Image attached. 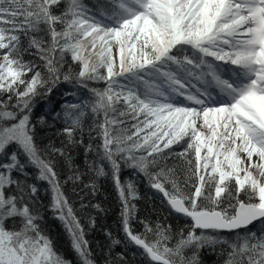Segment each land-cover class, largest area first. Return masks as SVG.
Returning a JSON list of instances; mask_svg holds the SVG:
<instances>
[{
  "label": "snow or ice",
  "instance_id": "snow-or-ice-1",
  "mask_svg": "<svg viewBox=\"0 0 264 264\" xmlns=\"http://www.w3.org/2000/svg\"><path fill=\"white\" fill-rule=\"evenodd\" d=\"M61 81L92 93L56 114L61 134L83 144L91 118L88 168L110 167L122 230L150 264H200L202 249L223 245L224 264H264V230L239 232L264 223V0H103L96 12L82 0H0V264H70L41 229L29 166L81 264H94L55 170L65 148L42 156L31 121L34 98ZM122 166L190 219L186 234L146 222L133 231L138 193Z\"/></svg>",
  "mask_w": 264,
  "mask_h": 264
},
{
  "label": "trees",
  "instance_id": "trees-1",
  "mask_svg": "<svg viewBox=\"0 0 264 264\" xmlns=\"http://www.w3.org/2000/svg\"><path fill=\"white\" fill-rule=\"evenodd\" d=\"M82 3L96 12L103 0H82ZM24 59L39 62L38 58L30 55H25ZM73 70L78 71V67L73 65ZM90 87L103 89L105 84L102 81L90 82ZM91 97L92 93L88 89L63 81L55 85L51 93L41 89L32 104L31 121L35 125V142L45 158H48L51 147L65 148L64 157L59 155L55 157V170L64 195L84 227L85 238L94 264H150V261L142 254V249L130 243L122 230L121 202L113 184L110 167L105 165L106 175L102 177L96 176L95 172L88 168L86 161L91 162L96 159V156L94 151L86 156V147L89 143H92L93 147L98 143L88 135V127L92 124L91 118L87 117L84 120L83 144L68 145L66 137L61 134L64 124L62 119L56 118V114H62L63 106L66 104L81 103ZM0 98L6 99V96ZM41 117L44 118L43 121ZM80 138V134L77 133V139ZM0 160H3V157H0ZM21 160H24L23 156ZM168 163L171 164L172 161ZM27 172L30 174L27 177V183L35 184L38 188L33 208L42 216L40 226L43 233L49 237L54 250L61 257L70 264H81L80 258L71 246L70 236L63 223L50 210L52 195L50 186L46 181L36 179L38 173L34 167L29 166ZM77 172L81 175L79 181L68 180L69 176ZM120 177L122 183L132 181L138 193V198L132 201L136 206L135 215L131 221L135 233H143L144 223L142 222L153 227L157 223L165 227L170 226V234L173 236L181 230L187 233L191 224L190 219L171 211L161 194L149 186L143 175L137 174L127 166H122ZM19 178L24 179V177ZM90 184L96 185L95 192L91 187H86ZM82 204L87 207H82ZM93 205H99V209ZM262 230H264V223L256 222L248 229H240L239 232L243 234L251 231L259 235ZM219 235L231 241L235 239L236 233L221 232ZM149 238L151 239V236ZM114 241L119 243H113ZM222 249L226 250L227 245L217 246L215 251L209 248L202 249L199 256L200 264H224L226 255L220 254ZM187 254L190 255L191 252Z\"/></svg>",
  "mask_w": 264,
  "mask_h": 264
}]
</instances>
